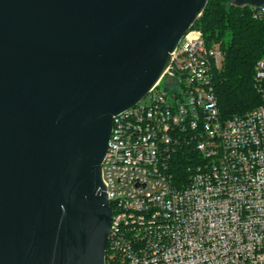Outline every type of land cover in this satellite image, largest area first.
Instances as JSON below:
<instances>
[{
  "label": "water",
  "instance_id": "water-1",
  "mask_svg": "<svg viewBox=\"0 0 264 264\" xmlns=\"http://www.w3.org/2000/svg\"><path fill=\"white\" fill-rule=\"evenodd\" d=\"M208 1L0 0V264H107L114 116Z\"/></svg>",
  "mask_w": 264,
  "mask_h": 264
},
{
  "label": "built area",
  "instance_id": "built-area-1",
  "mask_svg": "<svg viewBox=\"0 0 264 264\" xmlns=\"http://www.w3.org/2000/svg\"><path fill=\"white\" fill-rule=\"evenodd\" d=\"M223 62L191 27L157 84L114 116L102 161L109 264H264V103L222 118L213 77ZM255 82L264 97V57ZM183 145L198 156L178 182L171 162Z\"/></svg>",
  "mask_w": 264,
  "mask_h": 264
},
{
  "label": "trees",
  "instance_id": "trees-1",
  "mask_svg": "<svg viewBox=\"0 0 264 264\" xmlns=\"http://www.w3.org/2000/svg\"><path fill=\"white\" fill-rule=\"evenodd\" d=\"M251 5L237 6L233 0H209L192 28L201 30L208 45L224 51V62L213 77L222 118L245 113L264 103L255 82V65L264 57V14L254 16ZM192 147L183 145L173 155L171 172L181 182L187 175ZM108 264L110 252L108 249Z\"/></svg>",
  "mask_w": 264,
  "mask_h": 264
},
{
  "label": "rangeland",
  "instance_id": "rangeland-1",
  "mask_svg": "<svg viewBox=\"0 0 264 264\" xmlns=\"http://www.w3.org/2000/svg\"><path fill=\"white\" fill-rule=\"evenodd\" d=\"M168 87H170V88H174V89H181V85H177V84H173L172 85V87H171V85L170 84H167L166 83V80H163L162 82H161V88L162 89H166V90H168Z\"/></svg>",
  "mask_w": 264,
  "mask_h": 264
}]
</instances>
